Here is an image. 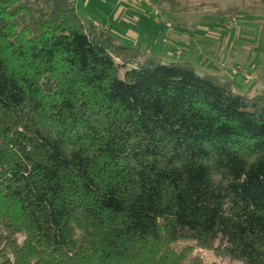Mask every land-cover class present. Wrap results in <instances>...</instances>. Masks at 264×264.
Wrapping results in <instances>:
<instances>
[{
  "label": "trees",
  "instance_id": "obj_1",
  "mask_svg": "<svg viewBox=\"0 0 264 264\" xmlns=\"http://www.w3.org/2000/svg\"><path fill=\"white\" fill-rule=\"evenodd\" d=\"M0 264H264V86L0 0Z\"/></svg>",
  "mask_w": 264,
  "mask_h": 264
},
{
  "label": "rangeland",
  "instance_id": "obj_2",
  "mask_svg": "<svg viewBox=\"0 0 264 264\" xmlns=\"http://www.w3.org/2000/svg\"><path fill=\"white\" fill-rule=\"evenodd\" d=\"M116 1L73 0V6L85 26L104 30L110 23L111 35L140 49L145 57L149 53L162 63H186L199 75L229 80L234 90L248 95L264 86V4L260 0L120 3L119 7L127 5L124 18L117 17ZM244 75L253 78L248 81ZM194 253L216 259L209 250L197 248Z\"/></svg>",
  "mask_w": 264,
  "mask_h": 264
},
{
  "label": "crops",
  "instance_id": "obj_3",
  "mask_svg": "<svg viewBox=\"0 0 264 264\" xmlns=\"http://www.w3.org/2000/svg\"><path fill=\"white\" fill-rule=\"evenodd\" d=\"M72 1V3H73V0H71ZM104 1V0H103ZM117 2L118 1H116V3L115 4H117ZM121 4L118 2V4H117V6H118V12H117V17H119V16H121V18H124L126 15L125 14H123L122 13V11L126 8V6L127 5H123V7H119ZM132 5V4H131ZM114 7V6H113ZM113 12V11H112ZM117 17H116V19H117ZM94 24H96L97 25V23H94ZM97 27H95V29H96ZM104 30L103 31H111L112 30V28H111V25H110V23L108 24V26H105L104 28H103ZM113 36L114 37H116L117 39H119V37H117L115 34H113ZM148 56H151L149 53H146V57H148Z\"/></svg>",
  "mask_w": 264,
  "mask_h": 264
},
{
  "label": "built area",
  "instance_id": "obj_4",
  "mask_svg": "<svg viewBox=\"0 0 264 264\" xmlns=\"http://www.w3.org/2000/svg\"><path fill=\"white\" fill-rule=\"evenodd\" d=\"M119 3H130L132 5H137L139 3H142L144 2L145 4H148V5H151V2L149 0H118ZM157 13V12H155ZM96 25V24H95ZM167 25V24H166ZM169 25V24H168ZM167 25V26H168ZM98 27H100L99 25H97ZM250 74V73H249ZM252 79L253 77L252 76H248L247 75H244V79H247L249 81V79Z\"/></svg>",
  "mask_w": 264,
  "mask_h": 264
}]
</instances>
